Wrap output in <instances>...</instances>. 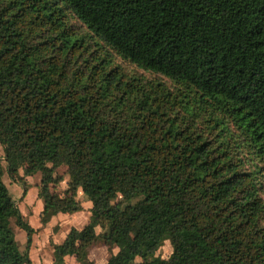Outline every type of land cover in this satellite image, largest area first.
<instances>
[{
	"label": "trees",
	"instance_id": "16d2710c",
	"mask_svg": "<svg viewBox=\"0 0 264 264\" xmlns=\"http://www.w3.org/2000/svg\"><path fill=\"white\" fill-rule=\"evenodd\" d=\"M0 146V264L6 171L43 224L93 203L55 264H264V0H0Z\"/></svg>",
	"mask_w": 264,
	"mask_h": 264
},
{
	"label": "rangeland",
	"instance_id": "374dc122",
	"mask_svg": "<svg viewBox=\"0 0 264 264\" xmlns=\"http://www.w3.org/2000/svg\"><path fill=\"white\" fill-rule=\"evenodd\" d=\"M128 68H133V67L129 66ZM0 157L1 158L4 157L3 149L1 146H0ZM3 165L5 168L7 167V164L5 161H3ZM59 173L64 176L66 173V169L59 170ZM38 180L39 179L37 177L30 178L29 180L30 190L32 188L37 190L36 183L38 182ZM4 182L7 185L11 196L17 199V197L21 195V192L23 191L22 184L14 185L15 182L10 178L7 171L5 172V175H4ZM66 186H67V180L64 179L58 188L60 191H62ZM18 200H16L17 201L16 203H17L18 208L20 209V212L22 210L21 215L25 214V217H23L24 220L27 223L31 222V225L34 227L35 230H37V232L35 231V234L32 237V244H31L30 252H29V256L32 261L31 251L34 250L33 246L36 245L37 248H42V250L40 249L41 251L39 249L34 251L33 258L36 264H55L52 260L51 251L49 249L51 248V243L52 242L62 243L64 239L67 238L69 235L79 232L80 229L83 227V225L86 223V221H88L87 218L91 220V217L93 216V210H90V212L85 210L81 214L80 219L76 221L75 224L72 223L73 220L68 219V217L64 219H60L58 221H53L52 223H50L51 222L50 220L46 224H43L41 222V217L40 218L37 217L38 215L36 213L37 210L34 208L35 206L24 208V205L22 204L23 201L21 200L19 202ZM34 200H35V197H30V199H28V202H30V204H33ZM70 215H73V214H70ZM12 226L16 234V238H17L20 250L24 252L26 250V246L28 242L27 235L24 231L18 228L15 222L13 223ZM171 254H172V246L169 242H166L164 246L156 253V257L161 258V259H167L170 257ZM109 257H110V253L108 249L102 245L95 246L90 251V259L94 262V264H106ZM67 260L69 261L66 262V264H76L75 260L71 258H68Z\"/></svg>",
	"mask_w": 264,
	"mask_h": 264
},
{
	"label": "crops",
	"instance_id": "0c3cea01",
	"mask_svg": "<svg viewBox=\"0 0 264 264\" xmlns=\"http://www.w3.org/2000/svg\"><path fill=\"white\" fill-rule=\"evenodd\" d=\"M39 179V178H38ZM29 180H30V178H27L25 181H26V185H27V190L25 189V186H23V191L21 192V195H19L18 197H17V199H15V198H13L14 199V201L15 202H17L16 200H18L19 202L22 200L23 202H22V204L24 205V208L25 207H34L36 210H37V217L38 218H40L41 217V213H42V211H43V209H44V203H43V201L41 200V199H39V197H38V192H39V189H38V185H39V182H40V180H38V182L36 183V187H37V190H35V189H31L30 190V188H29ZM17 184H20L19 182H15L14 183V185H17ZM24 194V195H23ZM30 197H35V200L33 201V204H30V202H28V199H30ZM79 198L80 199H82L83 200V206H84V210L82 211V212H78V213H76V214H73V215H70V214H64V213H60V214H58L57 216H55V217H53L52 219H51V222L50 223H52L53 221H58V220H60V219H64V218H66V217H68V219H71V220H73V222L72 223H74L75 224V222L76 221H78L79 219H80V216H81V214L85 211V210H87L88 212H90V210H93V205H92V203H90L89 201H86L85 200V198H84V195H83V193L82 192H80L79 193ZM17 204V203H16ZM88 208H87V207ZM87 212V213H88ZM21 213H22V210H21ZM22 216L23 217H25V214H22ZM37 217H35V218H37ZM87 217V216H86ZM87 220L88 221H86V223L83 225V227L80 229V231L89 223V219L87 218ZM30 225H31V222L29 223ZM32 226V225H31ZM32 228L34 229V227L32 226ZM35 230V229H34ZM36 232H37V230H35ZM66 239V238H65ZM64 239V240H65ZM55 244H61V243H57V242H54ZM34 247V250H32L31 251V258H32V262H33V264H36L35 263V261H34V251L35 250H42V248H37V246L36 245H34L33 246ZM49 247V246H48ZM37 248V249H36ZM50 249V251H51V257H52V260H53V250H52V248H49ZM40 250V251H41ZM38 252V251H37ZM68 258H71V259H73V260H75V258H73V257H67L66 259H65V264H66V262H68L69 260H67ZM53 262H54V260H53ZM75 262H76V260H75ZM77 264V263H76Z\"/></svg>",
	"mask_w": 264,
	"mask_h": 264
}]
</instances>
